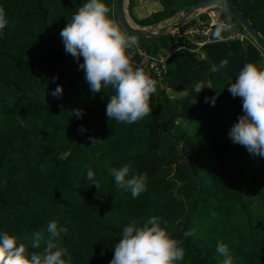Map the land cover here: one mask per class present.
<instances>
[{"label": "trees", "instance_id": "obj_1", "mask_svg": "<svg viewBox=\"0 0 264 264\" xmlns=\"http://www.w3.org/2000/svg\"><path fill=\"white\" fill-rule=\"evenodd\" d=\"M195 1L158 0L160 9L143 18L133 15L134 0L127 10L137 25L148 26ZM231 1L264 37V0ZM83 2L0 0L8 21L0 36V231L15 235L26 253L38 252L55 220L65 229L60 243L72 264H109L123 226L157 215L182 242L181 264H222L218 242L232 264H264V158L227 135L243 114L228 83L245 63L264 66L263 51L220 8L217 21L235 24L242 37L229 38L226 29L198 48L204 30L183 34L188 23L178 36L136 37L131 62L156 82V92L148 115L117 123L105 114L114 91L91 92L78 70L82 58L74 61L64 51L60 31ZM104 2L116 19L115 0ZM168 53L164 69L155 63L159 75L143 59ZM222 59L228 63L217 69ZM197 82L209 87L197 94ZM57 84L58 97L51 95ZM90 137L100 142L91 145ZM128 162L129 175L147 177L135 198L109 172ZM88 169L96 186L85 179ZM37 232L40 248H32Z\"/></svg>", "mask_w": 264, "mask_h": 264}, {"label": "clouds", "instance_id": "obj_2", "mask_svg": "<svg viewBox=\"0 0 264 264\" xmlns=\"http://www.w3.org/2000/svg\"><path fill=\"white\" fill-rule=\"evenodd\" d=\"M7 22L5 10L0 7V36ZM226 28L218 20L214 35ZM60 36L65 53L71 54L74 61L82 58L78 70H83L90 91L96 93L102 87L114 91L105 108L109 119L132 124L150 113L149 99L156 92V82L142 68L133 67L132 50L138 45L137 38L123 30L104 0H84L61 29ZM227 63V59H222L216 67L222 69ZM203 87L209 86L197 82L193 90L198 94ZM228 91L233 97L241 98L243 114L227 135L233 143L243 145L249 154L264 158V66L245 63L235 81L228 83ZM61 94L62 86L57 84L51 95ZM205 102L214 104L215 97H205ZM74 114L79 118L82 110H74ZM80 131L85 129L81 127ZM90 139L91 145L100 142ZM131 167L128 162L119 168H110L109 172L115 186L135 198L145 191L147 177L144 173L129 175ZM85 179L96 186L92 169L87 170ZM64 231L55 220L49 221L44 247L31 253H26L15 235L0 231V264H72L70 253L60 243V234ZM184 235H192L191 230ZM40 240L41 233H34L32 248H40ZM181 243L171 235L167 221H162L160 216H149L140 223L130 220L121 230L109 264H181L185 255ZM216 251L224 256L222 264H232L225 244L218 242Z\"/></svg>", "mask_w": 264, "mask_h": 264}, {"label": "water", "instance_id": "obj_3", "mask_svg": "<svg viewBox=\"0 0 264 264\" xmlns=\"http://www.w3.org/2000/svg\"><path fill=\"white\" fill-rule=\"evenodd\" d=\"M128 0H115V15L119 25L129 34L136 37H157L167 34L169 29L180 28L186 23L189 16L202 9L211 7H218L227 12L244 30L254 44L264 53V37L254 27L250 20L231 0H198L190 5H187L180 11V18L176 23H169L166 21L159 27L158 31L150 29V26L137 25L128 14L127 10ZM196 59H199V54H196Z\"/></svg>", "mask_w": 264, "mask_h": 264}, {"label": "rangeland", "instance_id": "obj_4", "mask_svg": "<svg viewBox=\"0 0 264 264\" xmlns=\"http://www.w3.org/2000/svg\"><path fill=\"white\" fill-rule=\"evenodd\" d=\"M149 1L152 2V0H134V2L140 3L137 6L133 5V8H132V10H133L132 13L136 18H139V16L146 14L147 13L146 11L150 10L149 7H151V6H144L145 3L149 4ZM217 11H218V7H211L208 9L198 10V11L192 13L189 16V18L186 20V22L188 23V26L186 27V29H188L189 27L196 26L197 21L202 22L203 19L200 17V15H206L207 17L210 18V19L208 18V20L210 22L206 19H205L206 21L203 22V27H202V29L204 30L203 35H205L206 38L210 37L211 34H214V31H215V26H213L211 23H214V20H216ZM179 18H180V12H178L175 15L167 18L166 21L169 23H176L179 20ZM166 21L163 20L157 24L150 25V29L154 30V31H158L159 27L161 25H163ZM232 25H233L232 28L230 30H227V33H229V35H230L232 33L239 32L242 35V32L240 31V29L235 24H232ZM179 32L180 31H178V28H177V29H169L168 33H170L171 35L178 36ZM200 33H202L201 30H200ZM239 33H236V35ZM184 34H188V33H184ZM192 34L194 35V33H192ZM193 39H195V38L193 37ZM150 65H152L151 62H150ZM154 66H155V64H154ZM169 93L171 95H173L174 92L170 91Z\"/></svg>", "mask_w": 264, "mask_h": 264}, {"label": "built area", "instance_id": "obj_5", "mask_svg": "<svg viewBox=\"0 0 264 264\" xmlns=\"http://www.w3.org/2000/svg\"><path fill=\"white\" fill-rule=\"evenodd\" d=\"M223 23L227 25V28H226L227 30H230L232 28L231 24H228V23H226L224 21H223ZM211 24L213 26H216L217 18H216V20H214V23H211ZM202 27H203V22L197 21V25L196 26L189 27L188 29L185 30L184 33H189V34L193 35L192 33L195 34V33L200 32V30H202ZM180 36H181V34H180ZM236 36L242 37L241 34H237ZM228 37L230 38V37H232V35L230 34ZM210 39H211V36L208 37V38H205V39L198 40L197 42H195V44L199 48V47L203 46L205 44V42L209 41ZM169 55H170V53H168L166 56L159 55V57H157V58L145 55L144 59H146V61H147L146 64L149 63L148 61H150L152 63V65H150V63H149V67L153 69L154 73L159 75L160 70L156 66H154V64H155V62H159V63L162 64V69H164L165 68L164 61H165L166 57L169 56Z\"/></svg>", "mask_w": 264, "mask_h": 264}, {"label": "crops", "instance_id": "obj_6", "mask_svg": "<svg viewBox=\"0 0 264 264\" xmlns=\"http://www.w3.org/2000/svg\"><path fill=\"white\" fill-rule=\"evenodd\" d=\"M139 4L140 3H138V2H134V6H137ZM144 6H151V7H149L150 10L146 11L147 12L146 14H143V15L139 16V18H143V17L149 16L151 12H154V11L160 9L158 0H152V2L149 1V4L145 3ZM132 12H133V10H132Z\"/></svg>", "mask_w": 264, "mask_h": 264}]
</instances>
